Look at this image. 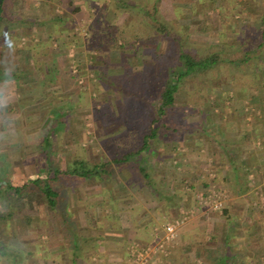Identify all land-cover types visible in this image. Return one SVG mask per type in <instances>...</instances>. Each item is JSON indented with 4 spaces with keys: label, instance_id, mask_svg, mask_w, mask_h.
I'll return each mask as SVG.
<instances>
[{
    "label": "rangeland",
    "instance_id": "374dc122",
    "mask_svg": "<svg viewBox=\"0 0 264 264\" xmlns=\"http://www.w3.org/2000/svg\"><path fill=\"white\" fill-rule=\"evenodd\" d=\"M67 1L5 2L11 14L8 17L11 24H18L17 16L28 20L23 28L29 26V18L44 22L42 20L51 19V16H64L66 5L72 15L76 14V9L79 11L74 21L66 25L72 33L64 41H58L62 33L58 36L56 30L52 34L47 29L49 26L23 30L3 21L0 27V32L4 31L0 34L1 70L11 72L20 69L26 72L32 69L33 58L30 59L29 50L33 44H42L34 49V75L25 76L17 82V86L16 83L15 86L8 83L2 87L6 81H0V92L8 93L12 101L6 102L7 97L0 95V214L3 216L0 218V243L15 246L23 254L18 261L0 255V264H71L73 260L76 264H88L84 253L88 248H91L89 251L97 250L96 244L101 251L112 256L108 263L120 264L126 257L124 263L128 247L137 242H123V231L129 226V217L137 224L135 220L143 209L138 204L140 198L141 201H149L148 207L144 206L148 209V216H152L148 219L158 224L159 217L154 210L161 208L165 202L162 198L170 196L175 188L186 190L188 184L198 187V191L190 198L193 205H188L183 212H172L169 218L172 222H180L177 227L179 231L189 220L192 219L193 223L194 219L205 214L202 217L203 224H208L206 227L210 228V233L199 231L197 240L201 242H197L193 248L203 251L206 256V251L210 250V256L204 259L198 255L194 258V264H208L209 257L215 259L216 253L228 252L222 240L224 232L229 231L228 238L230 245H233L235 228L238 230L237 236L242 234L248 237L253 227L259 231L258 239L251 240L249 246L242 243L243 247L240 246L241 250L237 251L247 249L248 253L253 252L254 258L247 260L240 253H228L230 258L227 264H264V253H258L264 246V186L258 190L256 178L250 177L255 188L250 190L251 185L246 182L243 191L237 195L229 186L230 174L229 185L222 189L224 178L221 179L219 174L225 170V161L220 156H215L211 161L204 150L208 145L212 151L214 147L220 146L218 141L222 136L216 126H230L235 121L234 117L238 116L236 112L231 116L232 112L226 109H232V105L248 99L233 98L230 87L235 81L233 77L237 79L242 75H237L236 69L243 72L249 69V64L257 66L254 72L252 69L245 73L250 75L245 81L247 87L258 90V100L264 105V42L259 37L264 28L261 25V18L264 17L261 0H160L155 22L148 21L147 24L144 23L145 17L135 11L131 13L126 7L115 8L113 4H120L118 0H69L68 4ZM77 18L79 21L75 22ZM161 20L180 28L187 37L184 43L199 47L206 54H220L218 57L227 70L235 74L228 72L226 75L222 69L211 67L198 77L191 75L184 78V85L174 95L172 109L166 108L167 115L163 114L154 125L158 137L150 139L148 143L156 154L148 155L146 162L139 161L137 156L132 157L128 163L114 164L112 159L116 156L115 150L122 149L124 153L123 150H135L138 146L134 144L140 140L139 131L142 127H134L133 119L139 124L140 117L136 114L145 107L144 100L153 106L154 112L161 111V95L164 90L161 81L156 82L155 86H149V81L144 80L147 77L141 74L147 69L156 73L172 46L170 37L166 38L165 33L157 31ZM5 35L15 41L14 51L3 47ZM178 38L182 39L180 36ZM34 40L38 43H34ZM258 42L260 47L253 51V46ZM45 48L49 50L47 55H44ZM60 54H64L65 62L58 59ZM245 56L251 58V63H247ZM52 59L54 64L50 61ZM237 60L240 62L237 63ZM56 61L64 64L59 67ZM96 72L111 74L112 81L109 82L114 83L110 86L112 89L100 84ZM120 88L129 92L138 91L137 96H142L143 100L140 97L138 101L129 97L127 91L122 92ZM52 110H62L60 120L57 124L54 122V128L51 124L58 118V114H52ZM245 116L254 117L250 114ZM173 123L182 125L175 130ZM211 126L216 131L208 136L205 130ZM158 138L160 143H157ZM45 139L48 140L49 151L43 148ZM262 140L254 143L258 150L264 149ZM168 142L172 143L171 146ZM161 151L166 152L168 158L157 162V152ZM148 152L145 150L144 154ZM76 159H81L91 168L107 164L105 180L95 175L89 179L72 177V180L65 176V173L73 169ZM236 163L240 165V162ZM139 166L145 168L147 173L152 172L154 184L160 190L154 193L151 190L144 191L142 187L146 180L138 170ZM218 169L220 172L214 174ZM55 172H59L61 179L52 185L66 199L60 202L61 208L64 205L79 235L88 240L84 252L77 259L73 257L69 244L62 254L53 253L57 251L56 241L61 239V235L63 237V233L60 232L58 219L53 217L41 194L27 192L19 198L6 197L5 194L8 187L21 188L37 179L45 182ZM185 178L191 183H185ZM244 178L247 179L246 176ZM202 182L204 185H201ZM261 183H264V175ZM146 186L149 185L146 183ZM140 188L143 193H140ZM247 202L248 207H244ZM224 210L228 213H224ZM241 218L244 219L243 224L238 220ZM250 220L259 222V225L251 224ZM206 240L211 242L209 250L206 249L207 245L203 249L202 241ZM120 244L122 251L114 249ZM51 254L53 257L49 258ZM100 259L97 257L96 261H92L91 257L89 260L98 264L102 263ZM160 260L161 257L156 262L159 264Z\"/></svg>",
    "mask_w": 264,
    "mask_h": 264
},
{
    "label": "crops",
    "instance_id": "0c3cea01",
    "mask_svg": "<svg viewBox=\"0 0 264 264\" xmlns=\"http://www.w3.org/2000/svg\"><path fill=\"white\" fill-rule=\"evenodd\" d=\"M68 3H69V0L67 1V4ZM68 7L69 6L66 5L67 9L65 10L64 16L61 15V17L58 16L59 18L57 17L58 19L56 18V21L58 23H60L59 24L60 27L59 26L57 27V31L55 30V28L51 24L50 25L49 24H42L41 22H39L38 24H35V25L28 24L29 26H25L23 28V30H26V28H27V30H30L32 27H37V26H40V27L49 26L47 29H50L52 34H54V31L57 32L56 34L58 36H60V33H62V35L59 37L58 41H60V40L64 41L65 37L68 36L70 33H72V30H70V29L65 30L64 29V27H66V25H64V22L74 21V17L76 18V16H77V13L75 15L70 14ZM52 19H54L53 16H51V19H48V20H52ZM23 20H24V18H23ZM32 20L36 21L37 18H29V21H32ZM48 20H42V21L47 22ZM24 21L27 24L28 20H24ZM37 21H39V20H37ZM76 21H79L78 18L75 20V22ZM67 28H70V27H67ZM34 43H38L37 40H34ZM39 45H42V44H33L32 49L30 48V50H29L30 52L28 53L31 56L30 59L32 60V58H33L32 62H31L32 69L27 70L26 72H25V70H20V69L11 70V72H10V70L6 71L4 69L3 71L9 72V73H11V75H14L13 73H16V75H18V77L15 79L13 76H11L12 79L7 80L6 82L2 83V87L4 85H7L8 83H10V85H14V86L16 83V86H17L18 85L17 82L24 79L25 76H30L32 74L33 75L35 74V73H33V70L35 69V67L33 65V64H35L34 49L39 47ZM44 50H45L44 55H47L49 50H47L46 48ZM56 56H58V55H56ZM58 59L65 62L64 54L61 55V57ZM50 61H52L51 63L54 64L53 59ZM62 61H56L55 63H56V65H58L60 67L62 64H64ZM31 64H30V66H31ZM30 66H28L27 68L29 69ZM258 69H259V67H258ZM58 70H60V69H58ZM59 72L62 73V71H59ZM59 72H57V73L59 74ZM106 74L108 77L111 76V74H109V73H106ZM33 79L35 80L36 77L33 76ZM11 90H13V89H11ZM7 94L8 93H5L4 91L0 92V95L2 97H7L6 102H8V101L12 102L10 100V98L7 96ZM262 95L264 96V92H262ZM17 96H19V94ZM258 97H259L258 90H255V88L251 87L247 92V98L248 99H246L245 101L237 102V104H236L237 106L232 105V109H226V111H228L229 113L232 112V114H230L231 116L234 115L235 112H236L235 114L238 115V116L234 117L235 118L234 123H232L230 126H228V124H223V126H216L219 134L222 136V138H220L218 141V144L220 146H216V148L214 147L215 150L212 151L211 148L209 149L210 146L208 145L207 149L204 148L206 153L204 152V150H202V152L205 153L206 157H211V159H210L211 161H213L212 158H214L215 156H220V159L225 161L224 172H220L219 169L214 171V174H217V172H220L219 176H221V179H222V177L224 178V182L222 184V189H223V186L227 187L229 185L228 178H229L230 174L232 176V173L234 172L232 169V163H231L233 161H235V163H236V161L240 162L241 166H240V170L238 171V173L242 177H245V176L247 177V179H245V181L249 182V184L251 185L250 190L255 188L254 187L255 185L253 183V179L250 180V177L256 178V185H258V186H256V188L258 190L260 189V187L264 186V183L260 184V181L262 180V177L264 175V149L258 150V148L254 147V143L258 142V140H260V139H263L262 142L264 143V105L260 103V101L258 100ZM15 102H17V101L15 100ZM248 114H250L251 116H254L253 119H252V117L245 116ZM11 122H12V120H11ZM181 125H182L181 123H173V129H175V130L179 129ZM216 128L211 126L209 129H211L213 132H215ZM225 132H227L226 135H225ZM170 134H172V133H170ZM227 135H228V137H227ZM148 142H149V140H148ZM150 142H152V141H150ZM157 143H160L159 138L157 140ZM167 144H170V146H171L172 143L168 142ZM130 145H131V143H129V146ZM144 152L141 153L142 155L140 154L138 156L140 158L139 161H145L146 162L147 159H149L148 155L156 154V152L152 151V150L150 152H148L147 154H144ZM165 158H168V154H166V152L164 153L163 151H161L159 153L157 152L155 160L157 162L162 161V160L165 161ZM160 164L161 163H159V165ZM236 165H237V163H236ZM219 167L220 166L218 165V168ZM140 168L141 167L139 166L138 167L139 171H140ZM215 168L217 169V166ZM149 174H150V178L152 180L150 178L148 180L145 179L147 185H149V186H146V183H144L142 188L144 189V191H147V190L150 191L151 190V191H153L152 193H154L155 190H160V189H159V186H156L154 184L155 181L153 180V175H151L152 172H149ZM160 174H163V173H160ZM248 177H249V179H248ZM200 178L201 177L199 176V179ZM205 179L206 178H204V180ZM189 181L190 180L188 178L184 179L185 183L186 182L191 183ZM203 183L204 182H202L201 185H204ZM209 183H210V180H209ZM194 185L188 184V186L186 187V190L182 189L181 191H180V189L182 187L180 189H179V187L175 188L176 190H172V194L170 196L164 197L165 202L162 204L161 208H156V210H154L156 212V215H158L157 217H159L158 224L157 223L153 224L151 222L153 220L148 219L149 217H152V216H148V209L145 208L146 206L148 207L147 204H149L148 203L149 201L147 202V199L141 201V198H140V201L138 202V204L140 205L141 208L143 207V209L139 213L140 215H137V219L135 220V222H137V224H135L133 221H131L130 217L128 216L129 218L127 220H128L129 226H126L127 230L123 231L124 232L123 242H126L127 244L137 242L136 243L137 245L144 247V248L148 247V246H153L155 244L163 243V238L165 236V226L169 223H172V221H171L172 219L169 218V215L171 216L172 212H173L172 214H174V212L175 213L183 212V209L188 207V205H193V202L190 203L192 201L190 198L196 193V191H198V189H197L198 187L196 188V187H194ZM138 188H139V186H138ZM143 189L140 188V193H143L141 191ZM187 191H189V192H187ZM247 205H249L248 202L246 203V206H244V207H248ZM190 213H187L186 215H189ZM204 215L205 214H203V216ZM175 217L176 216H174L173 218H175ZM202 217H200V218L198 217L197 220L194 219L193 223H192V219H191L179 231L176 230L175 237H174L173 241H171L167 244H164V250L161 253L162 255L157 254L155 256H152L147 261L146 264H158L156 262V260L158 261L160 259V257L162 258V260H160L161 263H159V264H194V258L197 257L198 255H200L201 258L207 259V257L210 256V254H209L210 250H209L208 245L211 242H208V240H206V242L202 241L203 249H204L205 245H207L206 249L209 250L208 252L206 251V253L208 254L207 256L203 251H200L197 248H193V247L197 246L196 245L197 242H199V243L201 242V241L197 240L199 231H202V233L206 232V234L210 233V228L206 227L208 224L204 226V224H203L204 220H202L203 219ZM238 220H239V222H241L243 224V222H242V221H244L243 218L238 219ZM207 221H209V220H207ZM234 221H236V220H234ZM250 222H251V224L259 225V222L256 223L253 220L252 221L250 220ZM132 224L134 226H131ZM135 225H138V226L135 227ZM251 231H252V229H250L248 237L242 236V234H241V236H239V235L237 236L236 234H237L238 230H237V228H235V231L233 233L234 234V241L232 242L233 245H230V239L228 238L229 236L226 235V233L224 232V235L222 234V240L224 242L225 248L228 249V252L225 251L226 253L224 252L223 253L224 255L222 253H220V254L216 253V255H214L216 258L212 259L209 257L207 263L208 264H217L218 261L221 260L222 262H225L227 264L228 258L226 259V256L229 255L228 253H230V254L233 253L234 255H237L238 253H240V255H242V257L244 259H247V260L254 258L253 252L248 253L246 251L247 249L244 251H237V250H241L240 246H242V243H245V244H247V246H249L251 240H253V239L257 240L258 239L259 231L258 232H257V230L254 231L255 232L254 235L251 234V233H253ZM189 232H194V234L192 233L191 235H189L188 234ZM106 234H108V232ZM182 234L184 236H182ZM180 236L182 238H180ZM223 236H224V238H223ZM240 240H243V241L238 242ZM182 241H183V243L185 242L186 244L181 243ZM56 243H57L56 246L58 245V248L56 249L57 251L53 252V253H57L56 255H59L61 252H63V250H67L69 247L67 242L65 240H63L62 235H61V239L57 240ZM180 243H181V246L179 245ZM226 244H227V246H226ZM96 245H97V248H96L97 250L89 251L91 248H88V250L84 253V259H86L85 261H88V264H93L91 262V260H89V259H91V257H92V261H93V259H94V261H96V258L100 257L101 258L100 261L102 263H98V264H104V263L107 264L108 262H110V259L112 256L108 253H104V251H101L98 248L99 245L98 244H96ZM113 247H115V246H113ZM116 247H118V248H114V249H116V250L119 249L120 251H122L121 244L116 246ZM95 253H98V254L96 255ZM87 254H91V255H87ZM116 256H118V255H116ZM116 256H113V257H116ZM52 257L53 256L51 254V257H49V258H52ZM164 257H165V260H163ZM200 257H198V258H200ZM228 257L230 258V255ZM118 258H119V256H118ZM125 258H123V260L121 258L122 261L119 260V261H121L119 263L122 264ZM225 259H226V261H225ZM73 261H71V264H76ZM82 262H84V261H82ZM108 264H112V263H108Z\"/></svg>",
    "mask_w": 264,
    "mask_h": 264
},
{
    "label": "trees",
    "instance_id": "16d2710c",
    "mask_svg": "<svg viewBox=\"0 0 264 264\" xmlns=\"http://www.w3.org/2000/svg\"><path fill=\"white\" fill-rule=\"evenodd\" d=\"M5 2L6 0H0V27L2 26L3 21H5L11 27L23 29V24H25V21L22 18H19L18 16L16 19V22H18V24H11L10 22L11 20L8 18L9 16H11V14L8 12ZM118 2L120 4H113L114 7L116 6L115 8L118 9L120 7H123L125 9L126 7L127 9L131 10V13L135 11L138 15L140 14L142 17L146 18V19L144 18L145 24H147L148 21L155 22V19L159 13L160 0H118ZM132 2L134 3L136 2V3L132 5L131 4ZM261 3L264 8V0H261ZM75 11L77 13L79 9H76ZM12 21H15V20H12ZM38 23L39 22H37V20L36 21L32 20L31 22H29V24L31 25L32 24L35 25ZM41 23L49 24V25L51 24L55 28V30H57V27L60 24L56 21V18L52 20H48L47 22H41ZM67 24H68L67 21L64 22V25H67ZM154 24H152V26H155ZM261 25L262 27H264V17L261 18ZM148 26H151V25H148ZM158 26H159L157 28L158 33H163V34L165 33L164 35L166 36V38L167 36L170 37L171 39L170 44L172 43V46L167 51V58L165 60H162V63L159 64L158 70L156 73H153L152 69L151 71L147 69L146 72H143L141 74H144L142 76L147 77V78H144V80L149 81L148 83L146 82L147 85L149 86L150 85L155 86L157 85L155 84L156 82L161 81L163 85V89H164L161 95L163 99V102L160 106L161 111L154 112L153 106L149 104L146 100H144L145 107H143V110L139 111L136 114L137 117H140L139 124H137V120L135 118L133 119L134 127L135 125L137 128H140L139 125L142 127L141 132L139 131L140 140L139 142H136V144H134L135 146L137 145L138 146L136 149L134 148L135 150H129V151L123 150L124 153L122 152V149H120L119 151L115 150L114 154H116V156L112 159V162L114 164L128 163L132 157L139 156L145 150H149V151L154 150V148L148 143V140L155 139V137H158L156 134L157 128H155L154 125L157 121L160 120L163 114L167 115L166 108L172 109L171 106L173 105V102H174V95L175 93L178 92V89H180V86L184 85V82H185L184 78L191 76V75H197L198 77L200 74L204 73L205 71L207 72L209 70L208 68H211V67H214V69L215 68L222 69L226 73V75L228 74V72L229 73L232 72L231 70H230L231 72L227 70L225 64L222 63V60H220V58L218 57L220 56V54L219 55L218 53L206 54L204 50L198 49L199 47L196 48L195 46L187 42L184 43L187 37L186 35H184V32L180 31V28L172 25L171 23L164 22L163 20L159 22ZM64 29L66 30L67 27H64ZM2 33H4V31L0 32V34ZM178 36H180V38L182 37V39H179ZM259 37L264 42V28L263 30L260 31ZM112 40H113V37H112ZM173 42L175 43V45H173ZM259 47H260V44L258 42L256 43L255 46H253V49L252 48L251 49L253 51H256ZM196 54L199 56H197ZM246 60L248 63L250 62L251 58L248 57L246 58ZM236 62L239 63L240 61L237 60ZM248 68H249L248 70H245L243 72H241L242 70H239V69H236L235 71L237 75H239L238 73H242L241 75L242 78L240 76L237 79L233 77L235 81L234 83L232 82V84L230 85L233 98L235 99H240V98L244 99L245 97H247V92L250 88L247 87L245 80L248 79L250 75L245 74V73L250 72L252 69L254 72V70L257 69V66L254 64L253 65L249 64ZM147 72L148 73L150 72V75H147L148 74ZM235 73H231V74H235ZM13 74L14 75H11V73L0 69V81L10 80L12 79L11 76H13L16 79L18 75H16V73H13ZM96 76H97L96 78L98 79L101 85H104L105 87H109L112 89V87L110 86L113 85L114 83L112 84L109 82V81H112L111 77H108L107 74L104 72L102 73L96 72ZM119 90L122 92L127 91L125 88H120ZM138 93H139L138 91H131V92L127 91V94L126 93L125 94L126 95L129 94L130 95L129 97L133 99L135 98L137 99V101H138V98L140 97V100L142 101L143 98L142 96H137ZM61 111L62 110L52 111V114H58V113L59 114H58V118H56L51 124V127L54 128V122L57 124L58 119L60 120L61 118L60 114L62 113ZM205 132L208 136H211L212 130L211 129L205 130ZM43 142H44L43 148L45 149V151L46 149H48L49 151L50 146L49 144H47L48 140L45 139ZM45 144L47 145V148H45ZM120 153H121V157H120ZM47 160L49 162V156L47 157ZM231 163H232V169L234 172L232 173V176H231L232 178L231 177L229 178V182L231 183L230 187L232 188V191L234 193L239 195V193L243 191L242 189L246 181H245V178L242 177L238 173V171L240 170V165H236L235 161ZM106 167H107V164L95 165L91 168L89 165L82 162L81 159L80 160L76 159L73 163V169L71 170V172L65 173L64 175L69 176L71 180L73 179L72 177L89 179L94 175L97 176L98 178L100 177L101 179L105 180ZM140 172L144 174V178L146 180L150 178V175L149 173L146 172L145 168H140ZM60 179L61 178L59 177V172L57 173L55 172L54 176L53 177L50 176V178H48V180L45 182L41 181V179H37V180H31L30 182H28L26 185H24L21 188L8 187L5 191V194H6V197H17V198L22 197L27 192L41 194L44 200L46 201L47 208L52 212L53 217L57 218L59 221L60 232L63 233V238H64L63 240H66L67 244L71 246L72 255L73 257H76L77 259V257H81V253L84 252L85 246L88 245V240L84 239V237L79 235L76 224L75 222L74 223L72 222L73 220L71 221L69 220L71 218H69V215L66 213L64 205L61 208L60 202L63 203V201H66V199L64 198V195L60 196L59 193L56 191V189L52 185L53 182H57ZM63 190L65 191V189ZM224 213L227 214L228 213L227 210H224ZM0 218L1 219L3 218L1 214H0ZM263 220H264V217H263ZM52 229L51 231H53ZM254 231L256 230L253 227L251 231L253 233L251 234L254 235L255 234ZM229 234H230L229 231L226 232V235L229 236ZM259 242H261V239L258 241V243ZM263 244H264V238L262 239V245ZM261 250L258 253H264V246L261 247ZM21 251H22L21 249L16 248L15 246H10L8 244L5 245V244L0 243V255L3 257H8L9 259L16 258V261H18L19 260L18 258L22 257L23 255ZM227 258L228 256H226V259ZM217 264H226V263L219 260Z\"/></svg>",
    "mask_w": 264,
    "mask_h": 264
},
{
    "label": "built area",
    "instance_id": "2783aa9c",
    "mask_svg": "<svg viewBox=\"0 0 264 264\" xmlns=\"http://www.w3.org/2000/svg\"><path fill=\"white\" fill-rule=\"evenodd\" d=\"M179 224V221H174L165 226V236L163 238V243L155 244L145 248L137 244H132L130 247H128L127 260L123 264H146L152 256L157 254L160 255L164 250V244L173 241Z\"/></svg>",
    "mask_w": 264,
    "mask_h": 264
},
{
    "label": "clouds",
    "instance_id": "9594fccd",
    "mask_svg": "<svg viewBox=\"0 0 264 264\" xmlns=\"http://www.w3.org/2000/svg\"><path fill=\"white\" fill-rule=\"evenodd\" d=\"M15 46L16 45L13 38L11 36L5 35L3 47L7 48L9 51H14Z\"/></svg>",
    "mask_w": 264,
    "mask_h": 264
}]
</instances>
